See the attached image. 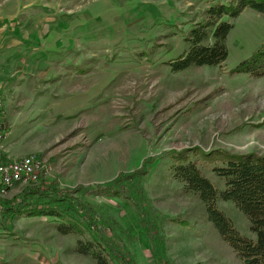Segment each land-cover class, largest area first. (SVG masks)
Returning <instances> with one entry per match:
<instances>
[{
    "label": "rangeland",
    "instance_id": "374dc122",
    "mask_svg": "<svg viewBox=\"0 0 264 264\" xmlns=\"http://www.w3.org/2000/svg\"><path fill=\"white\" fill-rule=\"evenodd\" d=\"M215 1L0 0V51L27 30V88L1 99L4 133L5 106L12 140L39 163L36 181L0 192V264H95L73 252L76 238L59 235L51 219L24 216L59 191L99 216L104 241L134 264H242L198 196L172 178L167 157L189 149L264 155V77L229 74L260 47L263 15L223 16L233 27L222 66L171 70ZM196 158L222 190L209 162ZM140 166L146 175L128 179ZM100 187L123 192L103 196ZM218 207L254 238L233 203Z\"/></svg>",
    "mask_w": 264,
    "mask_h": 264
},
{
    "label": "trees",
    "instance_id": "16d2710c",
    "mask_svg": "<svg viewBox=\"0 0 264 264\" xmlns=\"http://www.w3.org/2000/svg\"><path fill=\"white\" fill-rule=\"evenodd\" d=\"M246 9L264 16V0H216L207 9L206 20L190 29L185 37L188 48L178 58L170 61L171 70L182 72L192 67L222 66L228 57L226 39L233 27L229 20L222 18L226 15L234 19ZM208 40L212 42L204 44ZM229 74L264 77V40L252 56ZM167 157L172 178L181 184L183 193L198 196L204 205L208 220L242 264H264V155L232 154L220 149L209 152L189 149L170 152ZM196 157L209 162L214 175L223 181L222 190L203 175ZM144 175L146 170L140 166L127 177L131 179ZM99 191L100 195L104 193L103 196L118 198L120 196L116 191L122 190L100 187ZM69 192H55L51 199L52 204H29L31 208L28 209L27 206L24 216L51 219L59 235H73L76 238L73 252L90 257L95 264H134V261L120 250L118 243L114 240H111L110 244L104 241L102 234L108 230V226L99 216L89 211L88 206L78 203L80 200L74 196V192ZM34 193L36 192L27 194ZM219 200L233 203L246 217L249 231L254 238L244 236L236 229L233 222L218 207ZM5 209L9 211L12 207L6 206ZM135 209L141 225L147 227L143 223L141 208L136 206Z\"/></svg>",
    "mask_w": 264,
    "mask_h": 264
},
{
    "label": "crops",
    "instance_id": "0c3cea01",
    "mask_svg": "<svg viewBox=\"0 0 264 264\" xmlns=\"http://www.w3.org/2000/svg\"><path fill=\"white\" fill-rule=\"evenodd\" d=\"M25 83H27V30H23L20 37L10 38L2 52L0 51V98H7L10 90H15V92L17 91L16 93L21 91L20 89L23 91L25 87L27 88V86L22 85ZM25 100L23 103H27V99ZM2 104L5 105L3 100ZM4 109V119L9 124L7 126L9 127V132L5 135L2 143L6 158H3V160L20 159L27 155V151H21L17 147V142L12 140L13 137L10 133L13 120L9 118L10 114L5 106ZM2 246L1 242L0 250Z\"/></svg>",
    "mask_w": 264,
    "mask_h": 264
},
{
    "label": "built area",
    "instance_id": "2783aa9c",
    "mask_svg": "<svg viewBox=\"0 0 264 264\" xmlns=\"http://www.w3.org/2000/svg\"><path fill=\"white\" fill-rule=\"evenodd\" d=\"M2 100L0 98V109ZM1 115V111H0ZM4 123L0 116V192L18 183L34 182L38 177L39 163L34 155H28L17 160H3L2 142L5 137Z\"/></svg>",
    "mask_w": 264,
    "mask_h": 264
}]
</instances>
